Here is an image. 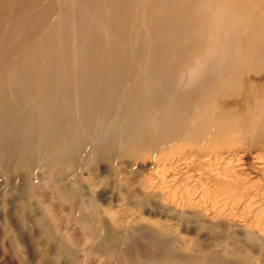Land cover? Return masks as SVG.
Wrapping results in <instances>:
<instances>
[{
    "label": "rangeland",
    "instance_id": "rangeland-1",
    "mask_svg": "<svg viewBox=\"0 0 264 264\" xmlns=\"http://www.w3.org/2000/svg\"><path fill=\"white\" fill-rule=\"evenodd\" d=\"M0 105V264H264L262 0H0Z\"/></svg>",
    "mask_w": 264,
    "mask_h": 264
},
{
    "label": "bare ground",
    "instance_id": "bare-ground-1",
    "mask_svg": "<svg viewBox=\"0 0 264 264\" xmlns=\"http://www.w3.org/2000/svg\"><path fill=\"white\" fill-rule=\"evenodd\" d=\"M263 2H264V0H262ZM215 19V18H214ZM216 25V24H215ZM230 33V32H229ZM229 36V35H228ZM227 36V37H228ZM254 42V41H253ZM256 46H257V44H256ZM261 46V43H259L258 44V48ZM15 72V71H14ZM13 74V73H12ZM22 79V78H21ZM30 83V82H29ZM3 92H4V90H3ZM146 92V91H145ZM151 93H152V91H151ZM3 94V93H2ZM150 94V93H149ZM132 95V94H131ZM154 97V96H153ZM152 97V99H154ZM23 99V98H22ZM175 103V102H174ZM4 104V103H3ZM1 106V105H0ZM174 106H176V105H174ZM9 107H7L6 105L4 106H1L0 107V138H1V140H3V136L6 134V132H10V130H11V128H9V127H11V124H10V122H8V119H7V117H8V113H9ZM167 115L169 116V118H164V117H159V118H157V119H155V120H153L152 118H147V121H145V124L142 126V128L140 129V131H138V132H136V135L135 136H137V137H139V135H141V137H143L144 136V134L145 133H148V132H151V134L153 135V129H155V126L156 125H160V127H162V128H164L163 126H165L166 127V124L167 123H169L170 121H172V120H170L171 119V114L170 113H168L167 112ZM173 115V114H172ZM175 117V116H174ZM12 120V119H11ZM140 121V120H139ZM142 121V120H141ZM133 123L130 121V122H128V124L127 125H123V127H122V133H121V138L122 139H125V138H127L126 137V135L127 134H129V133H132V131H133V127L136 125V123H135V125L133 126L132 125ZM139 124V123H138ZM204 125V124H203ZM37 126V125H36ZM200 126H201V123H199L198 124V127H197V129H199L200 128ZM44 127V124L43 123H40L39 124V128L38 129H42ZM169 127V126H168ZM20 129V128H19ZM168 129V128H167ZM195 129H196V126H195ZM26 130V129H25ZM139 130V129H138ZM123 131H124V133H123ZM131 131V132H130ZM158 131H159V129H158ZM125 132H127V133H125ZM168 132H166V134H167ZM230 133V132H229ZM133 134V133H132ZM22 135V134H21ZM48 141V140H47ZM151 141V140H150ZM49 143H54L55 144V142H53L52 141V139H50V141H49ZM53 144V145H54ZM62 144V143H61ZM62 146V145H61ZM131 146V145H130ZM130 148V147H129ZM57 149H59L58 147H57ZM24 156L25 155H19L18 157H17V159H16V162H15V164H16V166H18V167H22V168H24V166H26V164H27V162H26V159L24 158Z\"/></svg>",
    "mask_w": 264,
    "mask_h": 264
}]
</instances>
